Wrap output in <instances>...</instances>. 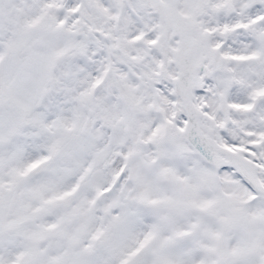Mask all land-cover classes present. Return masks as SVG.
Wrapping results in <instances>:
<instances>
[{
  "label": "snow or ice",
  "instance_id": "6c2138e0",
  "mask_svg": "<svg viewBox=\"0 0 264 264\" xmlns=\"http://www.w3.org/2000/svg\"><path fill=\"white\" fill-rule=\"evenodd\" d=\"M0 264H264V0H0Z\"/></svg>",
  "mask_w": 264,
  "mask_h": 264
}]
</instances>
